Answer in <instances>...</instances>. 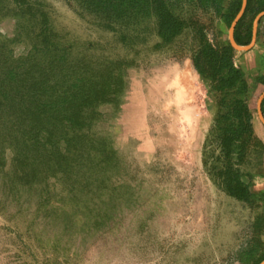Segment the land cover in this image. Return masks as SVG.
<instances>
[{"label":"trees","instance_id":"trees-1","mask_svg":"<svg viewBox=\"0 0 264 264\" xmlns=\"http://www.w3.org/2000/svg\"><path fill=\"white\" fill-rule=\"evenodd\" d=\"M64 1L102 31L104 41L60 27L42 1L0 0V23L15 22L13 36L0 31V212L17 207L11 217L25 216L35 204L26 228L33 240L15 235L27 256L23 261L19 253L16 261L38 264L35 248L64 250L75 234L104 230L136 204L135 188L114 180L124 168L123 156L109 134L94 127L103 105L118 110L124 102L129 69L154 52L173 50L185 35L191 42L179 51L191 58L216 105L205 166L223 193L256 211L252 238L237 259L264 261V190L250 188L264 176V141L254 128L251 77L236 62L237 51L221 27L230 28L242 0ZM262 11L264 0H248L235 31L240 45L251 42L253 21ZM199 12L211 16L210 26ZM18 45L26 46L21 54ZM262 85L264 75L256 76L254 87Z\"/></svg>","mask_w":264,"mask_h":264},{"label":"rangeland","instance_id":"rangeland-1","mask_svg":"<svg viewBox=\"0 0 264 264\" xmlns=\"http://www.w3.org/2000/svg\"><path fill=\"white\" fill-rule=\"evenodd\" d=\"M39 1L49 6L60 27L82 39L104 41L103 32L79 18L64 0ZM199 17L210 26L209 14L199 12ZM221 27L223 39L229 40V28ZM14 29L12 19L0 23V31L6 35L13 36ZM213 35L214 28H210L209 36ZM184 42H191L190 35L183 36L173 50L154 52L140 67L129 69L124 102L118 110L103 105L102 120L94 127L109 134L123 156L124 168L114 180L135 188L136 204L124 208L104 230L75 234L64 250L35 248L38 264H240L237 254L252 238L256 211L223 193L205 166L212 149L208 139L216 105L191 58L179 51ZM262 45L264 37L252 51H237L236 59L251 77L254 128L264 141V122L257 111L264 88L254 87ZM25 49L18 45L15 51L21 54ZM187 67L196 76L190 100L182 94L179 82H188ZM11 156L7 152L9 159ZM250 188L263 191L264 176L255 178ZM52 189L57 192L60 186ZM26 210L25 216L16 217L11 214L17 207L0 212V264H20L16 261L19 253L23 261L27 258L18 249L21 241L15 236L20 233L24 241L33 240L26 228L35 204ZM75 219L82 222L80 216ZM47 236L48 232L42 239Z\"/></svg>","mask_w":264,"mask_h":264},{"label":"water","instance_id":"water-1","mask_svg":"<svg viewBox=\"0 0 264 264\" xmlns=\"http://www.w3.org/2000/svg\"><path fill=\"white\" fill-rule=\"evenodd\" d=\"M247 4H248V0H242V6H241V10L239 11L238 15L236 16V18L234 19V21L231 24V27L229 29V40L231 45L239 51H246V50H250L254 44L256 43L257 40V33H258V27H259V22L261 20V18L264 17V11H262L261 13H259L255 20H254V24H253V38H252V42L248 45H240L238 44V42L235 39V28L238 24V22L240 21V19L243 17L246 8H247ZM264 99V93L263 95L260 97L259 101H258V113L260 118L263 120L264 122V114H263V110H262V101ZM260 264H264V261H262Z\"/></svg>","mask_w":264,"mask_h":264},{"label":"flooded vegetation","instance_id":"flooded-vegetation-1","mask_svg":"<svg viewBox=\"0 0 264 264\" xmlns=\"http://www.w3.org/2000/svg\"><path fill=\"white\" fill-rule=\"evenodd\" d=\"M248 5V4H247ZM256 18V17H255ZM264 18V17H263ZM255 20V19H254ZM261 20H262V18H261ZM261 20H260V22H261ZM260 22H259V27H258V33H257V40H256V43L254 44V46L250 49V50H246V51H239V50H236L235 48V50L236 51H239V52H250V51H252L254 48H255V46L257 45V44H260V41L262 40V38L264 37V33H261L260 34V32H259V28H260ZM253 24H254V21H253ZM231 27V26H230ZM230 29V28H229ZM235 31H236V28H235ZM252 38H253V28H252ZM252 38H251V42H252ZM236 39V38H235ZM230 41V40H229ZM237 41V40H236ZM250 42V43H251ZM249 43V44H250ZM239 44V43H238ZM246 45H248V44H246ZM244 46V45H243ZM263 46V50L261 51V52H259L258 53V58H257V61H258V64L260 65L259 67H260V69H259V72H258V76H260V75H264V68L262 69V64H264V45H262ZM236 62H237V59H236ZM238 63V62H237ZM239 64V63H238ZM240 65H242V64H240ZM243 66V65H242ZM244 68H246L245 66H244ZM247 69V68H246ZM247 74H248V72H247ZM263 86V85H262ZM263 88H264V86H263ZM263 93H264V89H263V92H262V94H261V96L263 95ZM260 96V97H261ZM260 99V98H259ZM259 101V100H258ZM263 103H264V99H263V101H262V110H263ZM257 111H258V107H257ZM263 114H264V111H263Z\"/></svg>","mask_w":264,"mask_h":264},{"label":"bare ground","instance_id":"bare-ground-1","mask_svg":"<svg viewBox=\"0 0 264 264\" xmlns=\"http://www.w3.org/2000/svg\"><path fill=\"white\" fill-rule=\"evenodd\" d=\"M186 72L188 73V76H189V80L190 81L188 80V82H186V81L184 82V81H182L180 79L179 82L182 83V84H180V87L183 89L182 94H184L190 100L191 99V96H192L191 90L194 87V81L196 80V76L194 75V73L192 72V70H190V69L188 70V67L186 69ZM187 113H189V112H187Z\"/></svg>","mask_w":264,"mask_h":264}]
</instances>
